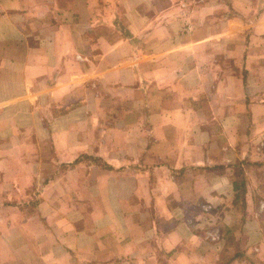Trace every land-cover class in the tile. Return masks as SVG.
I'll list each match as a JSON object with an SVG mask.
<instances>
[{
  "label": "crops",
  "instance_id": "crops-1",
  "mask_svg": "<svg viewBox=\"0 0 264 264\" xmlns=\"http://www.w3.org/2000/svg\"><path fill=\"white\" fill-rule=\"evenodd\" d=\"M261 163L264 0H0V264H264Z\"/></svg>",
  "mask_w": 264,
  "mask_h": 264
},
{
  "label": "rangeland",
  "instance_id": "rangeland-1",
  "mask_svg": "<svg viewBox=\"0 0 264 264\" xmlns=\"http://www.w3.org/2000/svg\"><path fill=\"white\" fill-rule=\"evenodd\" d=\"M264 164V163H261ZM261 164H255V166L253 168V173H251V177L254 180V186H253V190H252V206H254V209L257 210L258 212V225H259V229L260 232L263 237H264V165ZM240 178H242L241 176H239ZM251 194V192H250ZM244 231V229H243ZM227 235V234H226ZM229 235V234H228ZM244 236L242 233V230H239V232H236L235 237L239 238L236 243H232L229 242V247H230V251H227L224 256H223V262L227 263L228 258L232 257V256H238V259L240 260H244L247 262H251L250 264H263L261 261H259L258 258H256L255 256H253L256 252H252L250 253L251 255H245V252L241 251V249H239L240 245L239 244H245L244 242Z\"/></svg>",
  "mask_w": 264,
  "mask_h": 264
},
{
  "label": "trees",
  "instance_id": "trees-1",
  "mask_svg": "<svg viewBox=\"0 0 264 264\" xmlns=\"http://www.w3.org/2000/svg\"><path fill=\"white\" fill-rule=\"evenodd\" d=\"M258 165V164H257ZM261 165H264V164H261ZM241 176V175H240ZM242 176H243V173H242ZM240 187H241V189L243 190V189H245V186H244V181H243V177H242V181H241V183H240ZM235 188H236V186H235ZM236 257H238V256H234V258H236Z\"/></svg>",
  "mask_w": 264,
  "mask_h": 264
}]
</instances>
